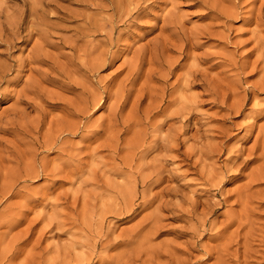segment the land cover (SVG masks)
<instances>
[{
    "label": "rangeland",
    "instance_id": "rangeland-1",
    "mask_svg": "<svg viewBox=\"0 0 264 264\" xmlns=\"http://www.w3.org/2000/svg\"><path fill=\"white\" fill-rule=\"evenodd\" d=\"M0 76V264H264V0H0Z\"/></svg>",
    "mask_w": 264,
    "mask_h": 264
},
{
    "label": "bare ground",
    "instance_id": "bare-ground-1",
    "mask_svg": "<svg viewBox=\"0 0 264 264\" xmlns=\"http://www.w3.org/2000/svg\"><path fill=\"white\" fill-rule=\"evenodd\" d=\"M131 5V4H130ZM128 7V6H127ZM124 9V8H123ZM132 9H128L126 12H124V14H125V16L123 15V16H121V17H125L126 18V16H128V15H131L132 13V11H131ZM121 19V18H120ZM124 19H121V22L123 21ZM127 20V19H126ZM98 25V24H97ZM99 27V26H98ZM90 28V27H89ZM93 28V27H92ZM88 29V28H87ZM113 29H114V26H111V31L109 32V34H108V42H107V44L106 45H108V46H104L105 47V50H99V48L98 49H96L97 51L99 50V53L97 54V56L96 57H94L93 59H91V60H89V61H84V59L82 60V65L86 68V70H88V71H97L98 69H100V68H104L105 69V67L107 66V65H109L112 61H113V59L117 56L116 54H117V51L119 50V48H118V46H117V44H118V40L116 41L117 42V44L115 43V40H113ZM103 30V29H102ZM33 31V30H32ZM15 34V33H14ZM30 35V34H29ZM2 36V35H1ZM15 38V37H14ZM118 39V38H117ZM43 45V44H42ZM98 47V46H97ZM112 47H115V49H112ZM42 50V49H41ZM81 50V49H80ZM88 51V50H87ZM97 51H96V53H97ZM90 52V51H89ZM160 50H158V49H156V50H154V51H152L151 52V54H150V57H149V63L150 64H152V65H162V63H161V61L159 62V59H160ZM91 53H94L95 54V52H91ZM91 53H89L90 55H91ZM162 53V52H161ZM163 54V53H162ZM89 55V56H90ZM116 55V56H115ZM84 57H85V54L83 55ZM82 56V57H83ZM86 57H88V56H86ZM80 59V58H79ZM45 60V59H44ZM161 60V59H160ZM144 61H146L145 60V50H142V51H140V52H137L136 54H135V56L132 58V61L129 63V71H128V74H127V77H126V79H123L122 80V82L120 81L119 83H121V84H118V86L116 87V89L115 90H112L111 88H109L108 86H103V87H101L102 89H101V92H93L92 94H91V97L90 98H88V100L87 99H85V100H87L86 102H84V106H78L76 103V105H77V107L76 108H78V109H76L80 114H81V116H83V118H85L84 117V115H85V113H87V112H89L90 110H89V108L90 107H94V106H96L97 104H100V101H101V99L102 98H110V97H114L113 99H114V103H112V105H113V111H116L115 110V108L117 109V107H119L120 106V104L122 103V102H124L127 98H128V95L132 92V90L133 89H127V85L129 84H134L135 82H136V80H137V78L139 77V75H140V71H141V68H142V66H143V64H144ZM37 62V61H36ZM48 63V62H47ZM66 63V62H65ZM53 65V64H52ZM54 66V65H53ZM75 66V65H74ZM79 66V65H78ZM79 67H81V66H79ZM156 67V66H155ZM83 69V68H82ZM54 70V69H53ZM81 70V69H80ZM72 71V70H71ZM71 71H69V73L71 72ZM46 73V72H45ZM53 73V72H52ZM73 73V72H72ZM96 73V72H95ZM153 73H154V70L152 71V70H150L149 72H148V76H153ZM147 74V73H146ZM155 74V73H154ZM62 75V74H61ZM74 76V74L72 75V77ZM4 77V76H3ZM3 77H1L0 76V78H3ZM145 77H147L146 75H145ZM5 78V77H4ZM148 78V77H147ZM67 79V78H66ZM40 81H41V79H40ZM83 81V80H82ZM73 82V81H72ZM56 83H58V82H56ZM74 83V82H73ZM75 84V83H74ZM129 85H128V87H129ZM135 85H136V83H135ZM62 86V85H61ZM70 88H73V87H70ZM132 88V87H131ZM66 89H67V87H66ZM68 90H69V88H68ZM35 91V94H37L36 93V90H34ZM71 91V90H70ZM73 91V90H72ZM142 92V91H141ZM86 93V92H85ZM85 96V95H84ZM43 97V96H42ZM29 99H31V98H29ZM43 100V99H42ZM112 100V99H111ZM139 100V99H138ZM137 100V101H138ZM81 103V102H80ZM79 103V104H80ZM71 104H73L72 102H71ZM122 105V104H121ZM67 107V106H66ZM110 107V106H109ZM122 107V106H121ZM69 108V107H68ZM63 109V108H62ZM110 109V108H109ZM121 109V108H120ZM156 109H157V107H156ZM22 110V109H21ZM71 110V109H70ZM89 110V111H88ZM16 111V110H15ZM73 111V110H72ZM20 112H22V111H20ZM74 112V111H73ZM24 113V112H23ZM14 114V113H13ZM75 114V113H74ZM78 114V113H77ZM114 114H115V112H114ZM15 115V114H14ZM23 115V114H22ZM65 115V114H64ZM111 116H114V115H111ZM17 117V116H16ZM19 117V116H18ZM22 117V116H21ZM73 117V116H72ZM67 118V117H66ZM114 118V117H113ZM70 119V118H69ZM10 120V119H9ZM13 120V119H12ZM34 121H33V124H31V126H29L30 127V129H32V130H34V131H37L38 130V128L40 127V121H39V118H35V119H33ZM68 120V119H67ZM112 120V119H111ZM14 121V120H13ZM69 121V120H68ZM71 121V120H70ZM86 121V120H85ZM117 121V120H116ZM9 122V121H8ZM14 122H16V121H14ZM81 122V121H80ZM79 122V123H80ZM115 122V121H114ZM12 123V122H11ZM61 123H63L62 121H61ZM73 123H75V122H73ZM73 123H71V125L69 124V122H67V124H66V128H69V131L70 132H76L77 130H80L81 129V127H80V125H79V123H77V124H73ZM88 123V122H87ZM126 123V122H125ZM9 125H10V122L8 123ZM16 124V123H15ZM5 125V124H4ZM18 125V124H17ZM16 125V126H17ZM57 125H62L60 128L61 129H59V127H55V128H58V129H56V130H62L63 128H64V124H56V126ZM69 125V126H68ZM83 125V124H82ZM118 125V124H117ZM124 125V124H123ZM5 126H7V125H5ZM26 126V125H25ZM53 126V125H52ZM119 126V125H118ZM8 127H10V126H8ZM11 127H12V125H11ZM28 127V128H29ZM63 127V128H62ZM83 127H85V129H86V126H83ZM4 128V127H3ZM13 128H14V126H13ZM13 128H11V130L13 129ZM18 128V127H17ZM55 128H53V130H52V128H51V130H50V128H48V130H50L51 132H53L54 131V129ZM113 128V127H112ZM21 129H23V128H21ZM21 129H20V131H21ZM4 130V129H3ZM5 130L7 131V130H9L10 131V129L9 128H6L5 127ZM14 130H16V129H14ZM13 130V131H14ZM19 130V129H18ZM23 130H25V129H23ZM19 131V132H20ZM86 132L83 134V136L85 137V138H89V137H91V136H94L95 134H97L98 133V131L99 130H85ZM18 132V131H17ZM23 132V131H22ZM25 132V131H24ZM47 133L46 134V136H45V134H44V136H45V144H46V146H50L52 143H53V137H51V135L54 133V134H56L55 133V131L53 132V133ZM66 132V131H65ZM64 132V133H65ZM21 133V132H20ZM57 133H59V132H57ZM117 133H118V131H117ZM12 134V133H11ZM18 134V133H17ZM60 134H61V132H60ZM118 136V135H117ZM116 136V137H117ZM43 137V136H42ZM38 138V137H37ZM116 139V138H115ZM118 139V138H117ZM55 140V139H54ZM38 141V140H37ZM56 141V140H55ZM39 142V141H38ZM44 143V142H43ZM56 144V143H55ZM41 145V144H40ZM53 145V144H52ZM40 167V166H39ZM42 167V166H41ZM263 171V170H262ZM27 172V171H26ZM159 175V174H158ZM263 175V174H262ZM149 176V175H148ZM264 177V176H263ZM158 178V177H157ZM149 183V182H148ZM132 184V183H131ZM143 184V183H142ZM136 185V184H135ZM134 185V186H135ZM145 185V184H144ZM135 188H136V186L134 187V190H133V192H137L136 190H135ZM8 192V191H7ZM128 193H130V192H128ZM135 194V193H134ZM131 196H132V194H131ZM145 198V197H144ZM129 203V202H128ZM128 203H126V205L128 204ZM130 203H131V200H130ZM132 204V203H131ZM131 204H130V207H132L131 206ZM133 205V204H132ZM127 207V206H126ZM125 207V208H126ZM130 210H131V208H129ZM125 210V209H124ZM129 210V211H130ZM128 211V212H129ZM135 213V212H134ZM238 221V220H237ZM204 222V221H203ZM241 224V223H240ZM240 224H239V226H238V229H239V227H240ZM242 225V224H241ZM250 230V229H249ZM247 231V230H246ZM244 232L243 233V235L242 236H246L245 235V233H247V232ZM239 233L240 231H238V230H236V232L235 233H232L231 234V238H232V235L233 234H236V233ZM249 233H251V231L249 232ZM223 234V233H222ZM252 236H253V234H251ZM250 234H248V236H250V237H252ZM224 236V235H223ZM234 237H233V239H235V237L237 238V234H236V236L235 235H233ZM241 236V235H240ZM229 237V238H230ZM229 238H225L226 239V242L228 241V239ZM233 239H230V241H228L229 243H231V241L233 240ZM241 239V238H240ZM242 240H244L243 238H242ZM234 241V240H233ZM245 243L247 242L248 243V240H247V237L245 238ZM263 241H264V239H263ZM262 241V242H263ZM228 242L227 243H225L226 245H228ZM240 242V241H239ZM251 242V241H250ZM260 242H261V239H260ZM242 243V242H241ZM244 243V242H243ZM242 243V244H243ZM264 243V242H263ZM232 244V243H231ZM240 244V243H239ZM250 244V243H249ZM249 244L247 245L246 244V246L248 247L249 246ZM220 245H222V244H220ZM244 245V244H243ZM245 246V247H246ZM245 247H243V248H245ZM250 247V246H249ZM219 248V247H218ZM221 248V247H220ZM220 248H219V250H217V251H220ZM225 248V250H226V248L227 247H224ZM240 248V247H239ZM251 248V247H250ZM252 248H253V246H252ZM210 249V248H209ZM236 249V248H235ZM241 249V248H240ZM246 249V248H245ZM245 249H244V251H245ZM222 250H224L223 249V245H222V248H221V251ZM228 250H230V249H228L227 248V251ZM232 250V249H231ZM248 250L250 251V249L248 248ZM217 251H216V253H217ZM243 251V252H244ZM246 251H247V249H246ZM229 252V251H228ZM235 252H237L236 250H235ZM234 252V254L233 255H237V253H235ZM242 252V251H241ZM251 252V251H250ZM247 253H249V252H247ZM217 254H219V252L217 253ZM222 255H224L223 253H221ZM228 254H230V253H228ZM227 254V252H226V256L228 255ZM243 254V253H242ZM231 255V254H230ZM230 255H228V256H230ZM235 255V256H236ZM246 255V254H245ZM245 255H241L242 257L243 256H245ZM251 255V254H250ZM227 256V257H228ZM232 256V255H231ZM217 258H219V259H221V263H224L225 262V260L226 259H224V258H226L225 256H222V258H221V255L219 254V256H216ZM249 256H247V258H248ZM237 258V257H236ZM244 259H246L245 257H243ZM224 259V260H223ZM223 260V261H222ZM226 261H228V260H226ZM240 261V260H239ZM239 261H237V262H239ZM246 261V260H245ZM220 262V261H219ZM225 263H227V262H225ZM218 264H220V263H218Z\"/></svg>",
    "mask_w": 264,
    "mask_h": 264
}]
</instances>
